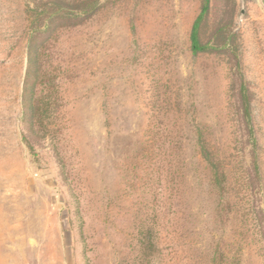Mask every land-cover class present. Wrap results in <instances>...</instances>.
I'll use <instances>...</instances> for the list:
<instances>
[{
    "label": "rangeland",
    "instance_id": "1",
    "mask_svg": "<svg viewBox=\"0 0 264 264\" xmlns=\"http://www.w3.org/2000/svg\"><path fill=\"white\" fill-rule=\"evenodd\" d=\"M97 1L45 44L28 128L34 2L0 0V264H264V0H210L196 54L202 0Z\"/></svg>",
    "mask_w": 264,
    "mask_h": 264
},
{
    "label": "trees",
    "instance_id": "2",
    "mask_svg": "<svg viewBox=\"0 0 264 264\" xmlns=\"http://www.w3.org/2000/svg\"><path fill=\"white\" fill-rule=\"evenodd\" d=\"M34 7H28V33L26 44V65L22 82L21 95V122L31 128L34 122H42L46 109H41L32 102V90L40 82L41 55L45 44L53 37L59 28L74 26L83 22L98 8L97 0H32ZM210 0H202L200 11L195 18L190 31V49L196 54L209 49L208 45L200 40V25L207 16ZM240 101L242 115L247 124H250V109L245 85L240 87ZM250 138L254 144L253 131L249 127ZM28 148H32L23 134ZM203 158L210 164V154L203 142H200ZM255 162V161H254ZM256 165V163H255Z\"/></svg>",
    "mask_w": 264,
    "mask_h": 264
}]
</instances>
